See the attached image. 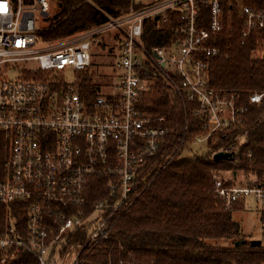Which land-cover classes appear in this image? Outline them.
Wrapping results in <instances>:
<instances>
[{"label":"built area","instance_id":"1","mask_svg":"<svg viewBox=\"0 0 264 264\" xmlns=\"http://www.w3.org/2000/svg\"><path fill=\"white\" fill-rule=\"evenodd\" d=\"M132 1L139 7L46 42L37 30L51 0H0V146L6 155L0 166V264H15L23 253L34 259L27 264H79L83 251L101 246L111 222L140 194L143 169L170 133L166 116L156 119L142 108L160 78L196 104L204 133L193 134L191 153L247 120L250 105L240 92L211 85L206 58L227 54L212 39L234 17L243 44L264 34V6L254 0ZM148 18L175 23L176 39L147 49L142 37ZM101 45L104 54L117 53L120 81L111 92L101 93L100 86L86 97L82 77ZM249 102L264 103V91L250 94ZM247 135L231 137L217 152L235 157ZM223 172L216 174L215 189L228 205L255 195L264 212V186L237 185ZM94 178L107 179L108 192L88 206ZM79 228H87L86 240L70 242Z\"/></svg>","mask_w":264,"mask_h":264},{"label":"trees","instance_id":"2","mask_svg":"<svg viewBox=\"0 0 264 264\" xmlns=\"http://www.w3.org/2000/svg\"><path fill=\"white\" fill-rule=\"evenodd\" d=\"M51 1L56 10L44 18L45 23L37 30L46 42L89 30L104 23L108 16L118 17L135 5L132 0ZM254 1L264 6V0ZM23 2L30 5L34 0ZM174 25L146 19L142 37L145 47L151 50L172 43L177 35ZM240 30L241 22L234 17L231 27L227 24L212 39V44L227 54L206 59L211 85L240 92L243 102L250 105L244 125L216 133L209 139L210 149L206 152L181 155L193 134L204 130L198 128L200 119L193 112L196 104L160 78L155 89L144 95L142 108L156 119L166 116L170 133L146 163L135 202L111 222L110 235L101 246L81 253L79 264H264V233L261 244L252 245L241 223L233 218L234 211L245 206L244 200L228 205L215 189V177L221 170L242 171L246 185L264 186V103L249 102L250 94L264 91V34L252 35L243 44ZM154 71L151 67V76ZM81 87L86 97L95 96L100 83L85 73ZM245 130L248 135L233 160L213 158L226 140ZM178 147L180 150L173 155ZM5 161L0 146V166ZM107 192V179L91 180L88 206L103 199ZM23 213L26 216V211ZM262 223L264 227V219ZM79 230L70 242L86 240L87 228ZM221 238H225V245L209 241ZM32 260L30 254L23 253L15 264Z\"/></svg>","mask_w":264,"mask_h":264},{"label":"rangeland","instance_id":"3","mask_svg":"<svg viewBox=\"0 0 264 264\" xmlns=\"http://www.w3.org/2000/svg\"><path fill=\"white\" fill-rule=\"evenodd\" d=\"M52 7L50 10V14H52L56 10L55 2L51 1ZM44 20L39 22V26L44 24ZM103 45H101L98 49L100 56L95 58L93 65L90 66L86 75L94 81H98L100 86L102 87L101 93H107L113 91L119 84L120 81V70L117 68V53L111 52L108 54L103 53ZM107 53V52H106ZM198 144V143H197ZM195 144L194 146H196ZM197 147V146H196ZM196 147L194 148L196 150ZM210 149V144L208 142H201L198 145L199 152H206ZM187 145L184 147L181 155H186L189 153ZM191 153V152H190ZM3 164H1L2 166ZM223 178H231L234 182L239 184H245V176L242 171H237L236 177L234 176V171H224L222 174ZM245 206L243 205V209L236 210L233 213V218L236 221H239L242 225L243 234L252 239H263L264 227H263V219L264 212L261 208V202H259L255 195L247 196L244 199ZM212 243H218L219 245H225L227 242L225 238L221 239H210ZM217 241V242H216ZM231 240L228 241L230 243Z\"/></svg>","mask_w":264,"mask_h":264},{"label":"water","instance_id":"4","mask_svg":"<svg viewBox=\"0 0 264 264\" xmlns=\"http://www.w3.org/2000/svg\"><path fill=\"white\" fill-rule=\"evenodd\" d=\"M213 158L215 160H233L234 159V156H233V153L231 152H222V151H219V152H216L214 155H213ZM262 240L261 239H252L251 240V244L252 245H259L261 244Z\"/></svg>","mask_w":264,"mask_h":264},{"label":"crops","instance_id":"5","mask_svg":"<svg viewBox=\"0 0 264 264\" xmlns=\"http://www.w3.org/2000/svg\"><path fill=\"white\" fill-rule=\"evenodd\" d=\"M235 174H237V173H235Z\"/></svg>","mask_w":264,"mask_h":264}]
</instances>
